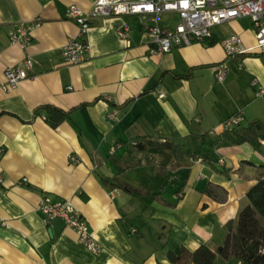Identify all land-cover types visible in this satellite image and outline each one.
I'll list each match as a JSON object with an SVG mask.
<instances>
[{"label":"crops","instance_id":"1","mask_svg":"<svg viewBox=\"0 0 264 264\" xmlns=\"http://www.w3.org/2000/svg\"><path fill=\"white\" fill-rule=\"evenodd\" d=\"M96 1L0 0V264H169L167 252L201 245L216 251L247 191L264 178V139H222L223 124L237 114L243 121L235 129L264 123V94L256 96L257 86L264 89V56L229 60L219 44L236 34L252 48L251 22L214 28L212 46L151 55L147 17L99 18L82 38L84 62L68 65L63 47L78 27L67 9L87 13ZM23 22L33 27L22 48L9 35ZM177 22L174 13L161 17L165 27ZM122 26L127 40L118 36ZM26 58L29 77L2 89L5 69L22 67ZM220 66L221 83L214 76ZM43 107L68 114L52 128ZM143 139L180 151L135 150ZM196 149L201 154L192 156ZM114 177L148 196L105 183ZM44 196L73 204L96 234L98 254L62 222L43 223L37 207Z\"/></svg>","mask_w":264,"mask_h":264},{"label":"built area","instance_id":"2","mask_svg":"<svg viewBox=\"0 0 264 264\" xmlns=\"http://www.w3.org/2000/svg\"><path fill=\"white\" fill-rule=\"evenodd\" d=\"M174 13L178 22L173 27L161 25L163 14ZM129 15H141L149 19L147 27L152 36V45L149 49L151 55L168 53L172 47L188 46L193 43L209 45L213 40V30L216 27L229 24L240 19H249L253 32L254 46L247 48L240 36L232 34L224 37L219 44L226 58L244 54L255 53L264 56V0H97L91 10L84 13L76 6H69L66 16L73 20L78 27L77 38L69 39L63 47L62 55L68 65H78L84 62V55L88 46L83 37L86 36L93 20ZM33 24L20 23L10 33L9 40L20 47L31 43V30ZM118 36L127 40L128 28L122 26ZM32 62L26 58L22 67H7L4 71V84L2 89L15 88L20 82L29 77ZM242 64L238 70H242ZM216 82L221 83L225 77V68L220 66L215 72ZM253 87L257 81L251 82ZM264 94L262 87H256V96ZM109 118H115L111 114ZM243 117L237 114L228 119L222 126L224 132L229 131L242 123ZM119 147V146H118ZM118 147L110 149L113 154ZM70 161L75 159L70 156ZM46 226L60 221L65 228L71 229L81 244L92 254H98L101 247L95 233L89 231L85 220L67 200L53 201L44 196L37 207ZM235 264H243L235 262Z\"/></svg>","mask_w":264,"mask_h":264},{"label":"trees","instance_id":"3","mask_svg":"<svg viewBox=\"0 0 264 264\" xmlns=\"http://www.w3.org/2000/svg\"><path fill=\"white\" fill-rule=\"evenodd\" d=\"M214 44L212 41L209 46ZM41 110L48 114V123L52 128L60 125L68 114L54 107H43ZM205 136L201 138L200 144L205 143ZM222 139L229 140L236 145L244 143L257 145L260 140L264 139V123L256 121L243 129L233 128L224 132ZM133 148L137 151L148 152L180 151L179 147L171 142L146 139L141 140ZM197 154H201L198 149L191 153L192 156ZM105 183L135 197L148 196V193L124 184L116 177ZM261 218H264V178L258 180L247 191L246 204L234 221L226 223V235L222 245L216 251L206 245H201L194 252L185 249L177 255L167 252L166 259L169 264H216L218 259L227 264H235L238 261L243 264H264V224L261 223Z\"/></svg>","mask_w":264,"mask_h":264},{"label":"rangeland","instance_id":"4","mask_svg":"<svg viewBox=\"0 0 264 264\" xmlns=\"http://www.w3.org/2000/svg\"><path fill=\"white\" fill-rule=\"evenodd\" d=\"M249 24H250V20L249 19H245V20L240 21V25L243 28H250ZM259 59H261V61L264 62V59H262L261 57H259ZM229 60H231V59L229 58ZM234 69L236 71V66H234ZM236 73H238V72H236ZM241 127H242L241 129L245 128L246 127V122L243 123Z\"/></svg>","mask_w":264,"mask_h":264}]
</instances>
